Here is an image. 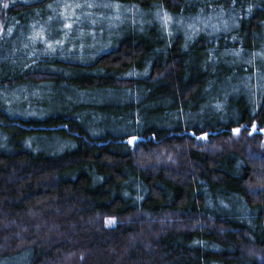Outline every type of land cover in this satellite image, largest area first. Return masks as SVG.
Instances as JSON below:
<instances>
[{
    "label": "trees",
    "instance_id": "obj_1",
    "mask_svg": "<svg viewBox=\"0 0 264 264\" xmlns=\"http://www.w3.org/2000/svg\"><path fill=\"white\" fill-rule=\"evenodd\" d=\"M0 29V264H264V0H0Z\"/></svg>",
    "mask_w": 264,
    "mask_h": 264
},
{
    "label": "snow or ice",
    "instance_id": "obj_2",
    "mask_svg": "<svg viewBox=\"0 0 264 264\" xmlns=\"http://www.w3.org/2000/svg\"><path fill=\"white\" fill-rule=\"evenodd\" d=\"M87 6H88V7H91L92 5H87ZM4 7L7 8V7H8V4L5 3V4H4ZM77 7H79V5H77ZM157 16L159 17L160 14L157 13ZM63 18H64V19H67V17H63ZM169 19H170V17H168L167 14H164V16H163V22H164V24H167L168 21H169ZM64 27L67 28V29H71V28H72V24H71V23H66V24L64 25ZM0 31H3V29H0ZM11 31H12V30L9 28V29H8V33H11ZM34 39H40V40H42L43 37H42L41 33L37 32V33L35 34V36H34ZM47 49H48V50H51V51H54V50H55L51 44H48V45H47ZM233 131H234V133H238L240 130H239V129H234ZM206 136H207V134L205 133V137H206ZM112 222H114V221H109V223H112Z\"/></svg>",
    "mask_w": 264,
    "mask_h": 264
},
{
    "label": "water",
    "instance_id": "obj_3",
    "mask_svg": "<svg viewBox=\"0 0 264 264\" xmlns=\"http://www.w3.org/2000/svg\"><path fill=\"white\" fill-rule=\"evenodd\" d=\"M244 127H245V125L240 126V127H235V128H233V129H232V134L234 133V131H233L234 129L242 130ZM251 129L254 130L253 127H251ZM261 132H263V130H262ZM139 139H140V138H138V137H129V138H127L125 141H127L128 143H133V142H135V141H138Z\"/></svg>",
    "mask_w": 264,
    "mask_h": 264
},
{
    "label": "rangeland",
    "instance_id": "obj_4",
    "mask_svg": "<svg viewBox=\"0 0 264 264\" xmlns=\"http://www.w3.org/2000/svg\"><path fill=\"white\" fill-rule=\"evenodd\" d=\"M241 130L238 133H233L234 138H238L240 136ZM264 140V139H263Z\"/></svg>",
    "mask_w": 264,
    "mask_h": 264
}]
</instances>
